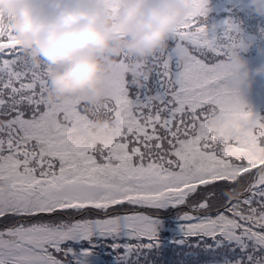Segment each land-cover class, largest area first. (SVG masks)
Listing matches in <instances>:
<instances>
[{"label": "snow or ice", "instance_id": "6c2138e0", "mask_svg": "<svg viewBox=\"0 0 264 264\" xmlns=\"http://www.w3.org/2000/svg\"><path fill=\"white\" fill-rule=\"evenodd\" d=\"M188 3L166 51L140 66L120 58L107 102L93 109L117 126L92 138L79 135L91 127L85 102H47L52 69L30 63L0 16V264H97L101 241H111L112 264H139L163 245L159 213L181 206L191 211L177 216L172 243L207 238L264 264V122L246 111L224 64L238 29L229 21L210 37L208 0ZM178 43L191 50L185 61ZM217 111L251 132L225 139Z\"/></svg>", "mask_w": 264, "mask_h": 264}, {"label": "clouds", "instance_id": "9594fccd", "mask_svg": "<svg viewBox=\"0 0 264 264\" xmlns=\"http://www.w3.org/2000/svg\"><path fill=\"white\" fill-rule=\"evenodd\" d=\"M250 8L264 17V0H251ZM190 15L188 0H0V16L10 23L30 63L52 69L47 102L79 99L88 106L91 127L79 131L85 138L110 136L117 126L110 118L94 116L93 109L107 102L120 76V58L146 64L168 49ZM174 50L181 61L191 56L184 44ZM224 64L238 92L251 91L255 79L264 77V66L251 67L240 45L228 48ZM213 119L216 128L227 129L225 139L252 130L247 121L229 127L225 112L217 111Z\"/></svg>", "mask_w": 264, "mask_h": 264}, {"label": "trees", "instance_id": "16d2710c", "mask_svg": "<svg viewBox=\"0 0 264 264\" xmlns=\"http://www.w3.org/2000/svg\"><path fill=\"white\" fill-rule=\"evenodd\" d=\"M230 1V2H229ZM207 16L204 18V23L209 29L210 37H220L224 35L227 29V23L229 21L232 24L237 17L251 16V12L248 13L247 9L243 6L241 0H221L217 3H212L207 6ZM238 13V14H237ZM263 40L259 50L252 54H241L250 62L251 67L258 68L264 66V23L262 24ZM194 55L199 57V54L193 52ZM241 99L246 107V111H250L254 119H258L264 122V77H257L251 91L239 92ZM2 119V118H0ZM247 175V174H246ZM145 212H154L155 210H142ZM191 210L185 206H181L177 209H169L166 212H160V219L164 224V230L161 232L162 247L154 249L148 252L144 258L139 259V264H227L229 261H236L237 259H244L247 264L245 253L237 250L236 254H222L220 247H216L214 242L205 238L203 242L199 243L198 247L193 245L199 242L198 237L190 238L189 244L178 245L171 241L178 235L180 221L177 219L179 214L183 212H190ZM203 215L204 213H193ZM215 215V211L212 213ZM4 224L0 223V229L4 228ZM102 245L96 249L99 259L114 258L115 253L109 255L112 252L106 245L111 241H101ZM135 243V241H132ZM103 245L105 247L103 248ZM208 245H212V248H208ZM75 248L81 247V245H72ZM87 247V243L83 244ZM209 249V250H206ZM123 252V249H121ZM219 253V254H217ZM259 255H264V253ZM63 259V257H60Z\"/></svg>", "mask_w": 264, "mask_h": 264}, {"label": "rangeland", "instance_id": "374dc122", "mask_svg": "<svg viewBox=\"0 0 264 264\" xmlns=\"http://www.w3.org/2000/svg\"><path fill=\"white\" fill-rule=\"evenodd\" d=\"M218 1H221V0H208L207 6L210 5L211 3H217ZM241 2L245 7H249L250 11L252 12L250 8L251 0H241ZM261 22H262L261 17L256 16L254 14L250 18V20H248L247 18L246 20H240L239 18H235V22L233 23V25H235L236 28L238 29L241 54L242 53L252 54V53H256L259 50L261 42H262ZM222 37L223 36H220L218 38H222ZM253 41H254L253 46L248 48L247 45L252 43ZM233 248H235L234 245L225 244V246L220 247V252H222V254H233L234 255L236 254L239 248H235V251H233ZM199 250H200V247H198V251ZM206 250H209V249H206ZM256 255L257 257L260 256L259 253H256ZM144 257H145L144 254L140 256V258H144ZM113 259L114 258L102 257L101 259L97 261V264H112Z\"/></svg>", "mask_w": 264, "mask_h": 264}]
</instances>
